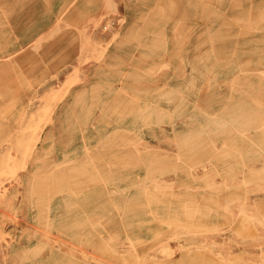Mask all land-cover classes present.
Listing matches in <instances>:
<instances>
[{
	"label": "rangeland",
	"instance_id": "374dc122",
	"mask_svg": "<svg viewBox=\"0 0 264 264\" xmlns=\"http://www.w3.org/2000/svg\"><path fill=\"white\" fill-rule=\"evenodd\" d=\"M237 1L0 0V264H264V244L234 241L239 179L260 182L241 163L264 160V0ZM248 192L264 214V189Z\"/></svg>",
	"mask_w": 264,
	"mask_h": 264
},
{
	"label": "bare ground",
	"instance_id": "6f19581e",
	"mask_svg": "<svg viewBox=\"0 0 264 264\" xmlns=\"http://www.w3.org/2000/svg\"><path fill=\"white\" fill-rule=\"evenodd\" d=\"M47 1H48V0H47ZM176 1H177V0H176ZM178 1H179V0H178ZM207 1H208V0H207ZM234 1H235V0H234ZM109 2H110V1H109ZM157 2H158V1H157ZM187 2H188V1H187ZM187 2H186V3H187ZM195 2H196V1H195ZM195 2H194V3H195ZM232 2H233V1H232ZM237 2H239V0H238ZM159 3H160V2H159ZM176 3H177V2H175V4H176ZM203 3H204V2H203ZM188 4L190 5L189 2H188ZM191 4H192V3H191ZM231 4H232V3H231ZM231 4H230V5H231ZM235 4H236V2H235ZM237 4H240V5H241V2H240V3H237ZM159 5H160V4H159ZM178 5H179V4H178ZM232 5H233V4H232ZM232 5H231V7H232ZM114 6H115V5H114ZM135 6H136V5H135ZM156 6H157V4H156ZM237 6H238V5H235V6H233V7H237ZM194 7H195V6H194ZM152 8H153V7H152ZM165 8H166V7H165ZM177 8L180 9L179 7H177ZM177 8H176V9H177ZM205 8H206V7H205ZM262 8H263V6H262ZM263 9H264V8H263ZM263 9L260 8L259 10H260V11H261V10L263 11ZM157 10H158V9H157ZM166 10H167V9H166ZM248 10H249V9H248ZM248 10L246 9L247 13H248ZM253 10H254V9H253ZM202 11H203V8H202ZM202 11H201V9H200V13H201ZM257 11H258V10H257ZM177 12L179 13L180 11H177ZM181 12L184 14V12H183L182 10H181ZM204 12H205V10H204ZM204 12H203V13H204ZM236 12H237V10H236ZM263 12H264V11H263ZM163 13H165V12H163ZM167 13H168V12H167ZM173 13H174V10H173ZM186 13H187V12H186ZM207 13H208V12H207ZM211 13H214V12H211ZM238 13H239V12H238ZM244 13H245V12H244ZM249 13H250V12H249ZM259 13H260V12H259ZM261 13H262V12H261ZM8 14H9V13H8ZM176 14H177V13H176ZM176 14H175V15H176ZM204 14H205V13H204ZM222 14H223V13H222ZM222 14H221V15H222ZM224 14H225V13H224ZM252 14L254 15V11H253V13H251V15H252ZM257 14H258V13H257ZM169 15H170V14H169ZM216 15H217V14H216ZM216 15H215V16H216ZM218 15H219V14H218ZM245 15H247V14H245ZM258 15H259V14H258ZM141 16H142V15H141ZM159 16H160V15H159ZM180 16H181V15H180ZM200 16H203V15L201 14ZM208 16H209V15H208ZM231 16H232V15H231ZM233 16H234V15H233ZM236 16H237V15H236ZM241 16L243 17V15H241ZM139 17H140V16H139ZM188 17H189V16H188ZM188 17H187V18H188ZM194 17H195V16H194ZM206 17H207V16H206ZM216 17H217V16H216ZM242 17H241V18L238 17V18L242 20ZM255 17H256V15H255ZM142 18H144V17H142ZM145 18H146V17H145ZM147 18H148V17H147ZM154 18H155V17H154ZM168 18H169V17H168ZM183 18H184V17H183ZM185 18H186V17H185ZM207 18H208V17H207ZM238 18H237V19H238ZM259 18H260V17H259ZM259 18H257V19H259ZM261 18H262V17H261ZM263 18H264V16H263ZM140 19H141V17H140ZM188 19H189V18H188ZM200 19H201V18H200ZM223 19L225 20V18H223ZM226 19H227V18H226ZM232 19H234V18H232ZM235 19H236V18H235ZM235 19H234V20H235ZM237 19H236V20H237ZM251 19H253V18H250V20H251ZM135 20H136V19H135ZM137 20H139V19H137ZM141 20H142V19H141ZM143 20H144V19H143ZM206 20H207V19H206ZM221 20H222V19H221ZM227 20H230V19H227ZM245 20H246V19H245ZM259 20H260V19H259ZM259 20H258V21H259ZM122 21H123V20H122ZM133 21H134V20H133ZM146 21H148V20H146ZM150 21H152V18H151ZM225 21H226V20H225ZM247 21H248V20H247ZM247 21H246V22H247ZM261 21H262V20H261ZM186 22H187V21H186ZM210 22H211V21H210ZM213 22H214V21H213ZM221 22H222V21H221ZM226 22H228V21H226ZM237 22H238V20H237ZM252 22H253V21H252ZM141 23H142V22H141ZM150 23H151V22H150ZM183 23H184V21H183ZM204 23H206V22H204ZM229 23H230V21H229ZM232 23H233V22H232ZM239 23H240V21H239ZM244 23H245V22H244ZM244 23H243V24H244ZM255 23H257V22L255 21ZM259 23H260V21H259ZM108 24H109V23H107V25H108ZM131 24H132V22H131ZM131 24H130V25H131ZM134 24H135V23H134ZM154 24H155V23H154ZM185 24H186V23H185ZM187 24H188V23H187ZM226 24H227V23H226ZM251 24H252V23H251ZM142 25H143V24H142ZM144 25H146V24H144ZM147 25H148V24H147ZM149 25H150V24H149ZM227 25H228V24H227ZM241 25H242V24H241ZM247 25H250V24H247ZM68 26H69V25H68ZM140 26H141V25H140ZM158 26H159V25H158ZM245 26H246V25H245ZM257 26H258V25H257ZM131 27H132V25H131ZM135 27H136V26H135ZM135 27H134V28H135ZM186 27H187V25H186ZM216 27H217V26H216ZM221 27H222V26H221ZM254 27H255V26H254ZM254 27H252V28H254ZM76 28H77V27H76ZM140 28H141V27H140ZM188 28H189V26H188ZM208 28H209V26H208ZM229 28H231V27H229ZM136 29H137V28H136ZM182 29H183V28H182ZM186 29H187V28H186ZM163 30H164V29H163ZM209 30H210V29H209ZM224 30H225V29H222V31H224ZM227 30H230V29H227ZM245 30H247V29H245ZM203 31H204V30H203ZM217 31H218V30H217ZM240 31H241V30H240ZM62 32H63V31H62ZM161 32H162V31H161ZM208 32H209V31H208ZM213 32H214V31H213ZM237 32H238V31H237ZM249 32H250V30H249ZM46 33H47V32H46ZM155 33H156V32H155ZM163 33H164V31H163ZM203 33H204V32H203ZM210 33H212V32H209V34H210ZM215 33H216V31H215ZM245 33H246V32H245ZM49 34H50V32H49ZM125 34H126V32H125ZM125 34H124V36H125ZM133 34H134V33H133ZM138 34H139V33H138ZM160 34H161V33H160ZM212 34H213V33H212ZM221 34H222V33H221ZM235 34H236V33H235ZM63 35H64V34H63ZM77 35H78V34H77ZM128 35H129V34H128ZM130 35H132V34L130 33ZM130 35H129V36H130ZM199 35H201V34H199ZM243 35H245V34H243ZM132 36H136V35H132ZM210 36H211V34H210ZM229 36H231V35H229ZM232 36H233V35H232ZM138 37H139V35H138ZM162 37H163V36H162ZM182 37H183V36H182ZM212 37H214V36H212ZM242 37H243V36H242ZM91 38H92V37H91ZM121 38H123V37H121ZM187 38H188V37H187ZM216 38H217V36H216ZM41 39H42V38H41ZM136 39H138V38H136ZM160 39H162V38H160ZM211 39L213 40V38H211ZM44 40H45V39H44ZM124 40H126V39H124ZM124 40H121V41L119 40V41L122 42V41H124ZM127 40H128V39H127ZM92 41L95 42V44L98 43V41L95 39L94 36H93V38H92ZM119 41H116L117 43H116V42H115V43H116V44H119V43H118ZM128 41H129V40H128ZM34 42H35V41H34ZM124 42H126V41H124ZM213 42H214V41H213ZM101 43H102V42H101ZM115 43H114V44H115ZM34 44H35V43H34ZM39 44H40V42H39ZM102 44H104V43H102ZM147 44H148V43H147ZM152 44H153V43H152ZM155 44H156V43H155ZM155 44H154V45H155ZM212 45H213V44H212ZM140 46H141V45H140ZM180 46H181V45H180ZM180 46H179V47H180ZM182 46H183V45H182ZM102 47H103V46H102ZM144 47H145V46H144ZM147 47H148V46H147ZM180 48H181V47H180ZM180 48H179V49H180ZM213 48H215V46H214ZM235 48H236V47H235ZM263 48H264V47H263ZM32 49H33V48H32ZM258 49H259V48H258ZM78 50H79V49H78ZM35 51H36V50H35ZM249 51H250V50H249ZM22 53H23V52H22ZM162 54H163V53H162ZM143 55H144V54H143ZM233 55H234V53H233ZM141 56H142V55H141ZM145 56H146V55H145ZM155 56H156V55H155ZM166 56H167V55H166ZM219 57H220V56H219ZM111 58H112V57H111ZM160 58H161V57H160ZM118 59H119V58H118ZM182 59H183V58H182ZM205 59H206V58H205ZM202 60H203V59H202ZM102 61H103V60H102ZM102 61H100V62L103 63L104 61H103V62H102ZM143 61H144V60H143ZM145 61H146V60H145ZM166 61H167V60H166ZM141 62H142V61H141ZM28 63H29V62H28ZM122 63H123V62H122ZM122 63H121V64H122ZM139 63H140V62H139ZM153 63H154V61H153ZM156 63H157V62H156ZM160 63H161V62H160ZM180 63H181V62H180ZM245 63H246V62H245ZM110 64H111V63H110ZM158 64H159V63H158ZM103 65H105V63H104ZM107 65H108V63H106L105 66H107ZM111 65H112V64H111ZM114 65H116V64H114ZM117 65H119V64H117ZM156 65H157V64H156ZM240 65H241V64H240ZM109 66H110V65H109ZM149 66H150V65H149ZM179 66H180V65H179ZM112 67H114V66H112ZM150 67L154 68L153 66H150ZM150 67H149V68H150ZM167 67H168V66H167ZM176 67H177V66H176ZM255 67H256V66H255ZM110 68H111V67H110ZM134 69H135V68H134ZM178 69H179V68H178ZM191 69H192V68H191ZM204 69H205V68H204ZM115 70H116V69H115ZM117 70H118V69H117ZM117 70H116V71H117ZM145 70H147V69H145ZM175 70H176V69H175ZM239 70H240V69H239ZM148 71H150V70H148ZM152 71H153V70H152ZM113 72H114V71H113ZM42 73H43V72H42ZM79 73H80V72H79ZM93 73H94V72H93ZM131 73H132V72H131ZM133 73H134V72H133ZM137 73H138V72H137ZM253 73H254V72H253ZM135 74H136V73H135ZM144 74H145V73H144ZM129 75H131V74L129 73ZM129 75H128V78H129ZM132 75H133V74H132ZM256 75H257V74H256ZM260 75H261V74H260ZM263 75H264V74H263ZM144 76H145V75H144ZM144 76H142V77H144ZM193 76H194V75H193ZM201 76H202V74H201ZM132 77H133V76H132ZM245 77H246V76H245ZM258 77H259V76H258ZM261 77L263 78L264 76H261ZM21 78H22V77H21ZM139 78H140V77H139ZM248 78H249V77H248ZM113 79H114V78H113ZM168 79H169V78H168ZM191 79H192V78H191ZM209 79H210V78H209ZM209 79H208V80H209ZM260 79H261V78H260ZM166 80H167V79H166ZM261 80H264V79H261ZM86 81H87V80H86ZM233 81H234V80H233ZM243 81H244V80H243ZM243 81H242V82H243ZM190 82H191V81H190ZM236 82H237V83H236L235 86L239 85V81H236ZM242 82H241V83H242ZM249 82H250V81H248V84H249ZM143 83H145V82H143ZM208 83H209V81H208ZM241 83H240V84H241ZM97 84H98V83H97ZM165 84H166V83H165ZM101 85H102V84H101ZM108 85H109V84H108ZM142 85H143V84H142ZM241 85L243 86V84H241ZM246 85H247V84H246ZM251 85H252V84H251ZM263 85H264V84H263ZM92 86H93V85H92ZM109 86H110V85H109ZM135 86H136V85H135ZM138 86H139V84H138ZM163 86H164V85H163ZM163 86H161L160 88H162ZM232 86H233V85H232ZM239 86H240V85H239ZM90 87H91V86H90ZM97 87H98V86H97ZM0 88H1V87H0ZM93 88H94V87H93ZM237 88H239V87H237ZM240 88H242V90H244L243 87H240ZM240 88H239V89H240ZM13 89H14V88H13ZM96 89H97V88H96ZM96 89H95V91H96ZM100 89H101V88H100ZM100 89H99V90H100ZM162 89H163V88H162ZM239 89H238V90H239ZM249 89H250V88H249ZM254 89H255V88H254ZM11 90H12V89H11ZM84 90H86V89H84ZM84 90H83V91H84ZM97 90H98V89H97ZM158 90H159V89H158ZM177 90H178V89H177ZM259 90H260V89H259ZM262 90H263V89H262ZM7 91H8V90H7ZM95 91L93 90V92H95ZM143 91H144V90H143ZM145 91H146V90H145ZM155 91H156V90H155ZM240 91H241V89H240ZM10 92H11V91H10ZM91 92H92V91H91ZM91 92H90V94H91ZM118 92H120V91L118 90ZM17 93H18V92H17ZM95 93H96V92H95ZM163 93H164V94H163ZM163 93H162V95L160 94V95H161L160 97H163V96L166 97L167 94H166L165 92H163ZM239 93L241 94V92H239ZM242 93H243V91H242ZM244 93H245V92H244ZM246 93H247V92H246ZM257 93H258V92H257ZM76 94H77V93H76ZM97 94H98V92H97ZM171 94H172V92H171ZM80 95H82V93L79 94V96H80ZM169 95H170V94H169ZM18 96H19V94H18ZM83 96H84V95H83ZM91 96H94V95H91ZM95 96H96V95H95ZM95 96H94V97H95ZM247 96H248V95H247ZM10 97H11V96H10ZM94 97H93V98H94ZM114 97H115V96H114ZM157 97H158V96H157ZM201 97H202V96H201ZM255 97H257V96H255ZM255 97H254V98H255ZM75 98H77V96H75ZM84 98H85V96H84ZM90 98H91V97H90ZM199 98H200V97H199ZM241 98H242V97H241ZM254 98L251 97V100H253ZM79 99H80V98H79ZM94 99H95V98H94ZM98 99H99V98H98ZM108 99H109V98H108ZM180 99H181V98H180ZM75 100H76V101H74V102H77L78 98L75 99ZM170 100H171V99H170ZM174 100H175V99H174ZM13 101H14V100H13ZM78 101H79V100H78ZM134 101H135V99H134ZM240 101H241V100H240ZM258 101H259V100L256 99V100H254L253 102H258ZM261 101H262V99H261ZM261 101H260V103H259L260 105H261V103H262ZM83 102H84V100H83ZM83 102H82V103H83ZM90 102H93V101H90ZM107 102H108V101H107ZM136 102H137V101H136ZM179 102H180V101H179ZM186 103H187V102H186ZM243 103H244V102H243ZM247 103H248V102H247ZM187 104H188V103H187ZM206 104H207V103H206ZM237 104H238V102H237ZM239 104H240V103H239ZM245 104H246V103H245ZM245 104H244V105H245ZM262 104H263V103H262ZM88 105H89V104H88ZM92 105H93V103H92L90 106H92ZM120 105H122V104H120ZM124 105H125V104H124ZM124 105H123V106H124ZM135 105H136V104H135ZM229 105H230V104H229ZM233 105H234V104H233ZM235 105H236V103H235ZM235 105H234V106H235ZM248 105H249V104H247V106H248ZM74 106H75V105H74ZM74 106H73V107H74ZM97 106H98V105H97ZM131 106H132V105H131ZM160 106H161V105H160ZM207 106H208V105H207ZM226 106H227V105H226ZM230 106H231V105H230ZM230 106H229V107H230ZM247 106H246V107H247ZM251 106H252V105H251ZM82 107H83V106H82ZM205 107H206V106H205ZM205 107H204V108H205ZM224 107H225V106H224ZM239 107H241V106H239ZM249 107H250V106H249ZM256 107H257V106H256ZM125 108H126V107H125ZM125 108H124L123 110H125ZM144 108H145V107H144ZM174 108H175V107H174ZM191 108H192V107H191ZM194 108H195V107H194ZM236 108H238V107L236 106ZM87 109L89 110V108H87ZM99 109H100V108H99ZM205 109H206V108H205ZM227 109H229V108L226 107V110H227ZM230 109H231V108H230ZM232 109L234 110V107H233ZM239 109H240V108H239ZM242 109L244 110V109H245V106H244V108H242ZM242 109H240V110H242ZM248 109H249V108H248ZM260 109H261V108H260ZM260 109H259V110H260ZM73 110H75V109H73ZM80 110H81V109H80ZM235 110H236V109H235ZM237 110H238V109H237ZM240 110H238V111H239V112H242V111H240ZM252 110L254 111L253 107L250 108V111H252ZM259 110H258V113H259ZM103 111H104V109H103ZM164 111H166V110H164ZM173 111H174V110H173ZM247 111H249V110H247ZM123 112H124V111H123ZM146 112H147V111H146ZM223 112H224V111H223ZM239 112H238V113H239ZM244 112H246V111H244ZM244 112H243V113H244ZM255 112H257V111H255ZM261 112H262V111H261ZM86 113H87V112H86ZM120 113L122 114V112H120ZM125 113H126V112H125ZM149 113H150V112H149ZM87 114H88V113H87ZM158 114H159V113H158ZM222 114H223V113H222ZM222 114H220V115H222ZM228 114H230V113H228ZM228 114H227V115H228ZM232 114H233V117H236V113H235V112L232 113ZM234 114H235V115H234ZM239 114H240V113H239ZM239 114H238V116H237L238 118H237V117L234 118L235 120H233V122H234V121L237 122V120L240 119V118H239ZM245 114H246V113H244V115H243V114H240V115H241V118H242V117H247V118H248V117L250 116V114H249V116H248V115L246 116ZM247 114H248V112H247ZM252 114H253V112L251 113V116H253L255 113H254L253 115H252ZM262 114H263V113H262ZM262 114L259 113L258 116H259V115H262ZM172 115H173V114H172ZM256 115H257V113H256ZM256 115H254V116H256ZM67 116H68V115H67ZM121 117H122V116H121ZM157 117H158V116H157ZM233 117H232V118L230 117V120L233 119ZM256 117H257V116H256ZM261 117H262V116H260V118H261ZM31 118H32V117H31ZM80 118H81V117H80ZM86 118H87V116L85 117V119H86ZM142 118H143V116H142ZM214 118H215V117H214ZM247 118H246V119H245V118H242V119H245L244 121H245L246 123H245L244 121H243V122L240 121L242 124L244 123L243 126L246 124V126L251 127V126H253V124L256 123V120L254 119V120H255V123L253 122V124L251 123L252 125H251V124L247 125V123H249L250 120H251V119H250V120H248V122H247V121H246ZM263 118H264V116H263ZM263 118H262V120H264ZM236 119H237V120H236ZM248 119H249V118H248ZM258 119H259V118H258ZM156 120H157V119H156ZM260 120H261V119H259V121H257V122H260ZM262 120H261V121H262ZM213 121H214V120H213ZM143 122H144V121H143ZM233 122H232V125H233ZM238 122H239V121H238ZM221 123H222V122H220V125L222 126V124H223L224 122H223L222 124H221ZM107 124H108V123H107ZM134 124H135V123H134ZM136 124H137V123H136ZM213 124H214V123H213ZM216 124L219 125V122H216ZM224 124H225V123H224ZM242 124H241V125H242ZM257 124H258V123H256V125H257ZM259 124H260V123H259ZM74 125H75V124H74ZM138 125H139V124H138ZM206 125H207V124H206ZM237 125H238V124H237ZM250 125H251V126H250ZM67 126H68V125H67ZM228 126H229V125H228ZM233 126L235 127V125H233ZM257 126H258V125H257ZM76 127H77V126H76ZM201 127H202V126H201ZM204 127H205V126H204ZM209 127H210V126H208V129H209ZM236 127H237V126H236ZM253 127H254V126H253ZM69 128H70V127H69ZM224 128H225V127H224ZM227 128H228V127H227ZM238 128H242V129H243V127H241L240 124L238 125ZM238 128H237V129H238ZM75 129H76V128H75ZM123 129H124V128H123ZM125 129H126V128H125ZM125 129H124V130H125ZM199 129H200V128H199ZM218 129H219V128H218ZM218 129H217V130H218ZM237 129H236V130H237ZM84 130H85V129H84ZM124 130H121L122 133H123ZM202 130H203V129L201 128L200 131H202ZM231 130H232V129H231ZM238 130H239V129H238ZM119 131H120V129L118 130V133H119ZM126 131L129 132L128 129H126ZM198 131H199V130L197 129L196 132L199 133ZM241 131H242V130H241ZM243 131H244V130H243ZM110 132H111V131H110ZM113 132H114V130H113ZM128 132H127V133H128ZM187 132L190 133L189 131H187ZM202 132H203V131H202ZM223 132H225V131H223ZM233 132H234V131H233ZM111 133H112V132H111ZM140 133H141V131H140ZM192 133H193V132H192ZM197 133H196V136H195V133H194V138L197 137ZM205 133H206V132H205ZM220 133H221V132H220ZM229 133H230V132H229ZM240 133H241V132H240ZM260 133H261V132H260ZM81 134H82V133H81ZM107 134H108V133H107ZM131 134H132V133H131ZM174 134H175V133H174ZM241 134H242V133H241ZM102 135H103V134H102ZM108 135H110V134H108ZM108 135H107V136H108ZM124 135H125V134H124ZM183 135H184V134H183ZM187 135H188V134L186 133V136H187ZM199 135H201V134H199ZM199 135H198V136H199ZM112 136H113V134L111 135V137H112ZM129 136H131V135H128L127 138H130ZM192 136H193V135H191V137H189V139H191ZM117 137H118V136H117ZM121 137H122V136H121ZM183 137H184V136H183ZM183 137H181V138L177 137V138H179V139L182 140ZM122 138H123V137H122ZM131 138H132V137H131ZM45 139H46V138H45ZM106 139H107V137H106ZM112 139H113V137H112ZM179 139H178V141H179ZM198 139H199V138H198ZM201 139H202V138H201ZM204 139H205V138H204ZM120 140H121V139H120ZM202 140H203V139H202ZM70 141H71V140H70ZM100 141H101V140H100ZM184 141H186V143H184ZM184 141H183V143H184L185 145L187 144V142H189V141H187V139L184 140ZM191 141H192V139H191ZM191 141L189 142L190 145H191ZM197 141H198V140H197ZM199 141H200V140H199ZM247 141H248V140H247ZM98 142H99V141H98ZM98 142H96V144H98ZM195 142H196V141L194 140L192 143L195 144ZM201 142H203V141H201ZM201 142H200V143H201ZM241 142H243V141H241ZM99 143H100V142H99ZM131 143H132V142H131ZM176 143H177V142H176ZM200 143H198L199 146H197V147H199V148H200V146H201V147L203 146V145H200ZM205 143H206V142H205ZM208 143H209V142H208ZM243 143H244V142H243ZM178 144H179V143H178ZM202 144H203V143H202ZM185 145H184V146H185ZM192 145H193V144H192ZM206 145H207V144H206ZM206 145H205V147L208 146V145H207V146H206ZM87 146H88V145H86V147H87ZM226 146H227V145H226ZM230 146H231V145H230ZM230 146H228V148H229ZM234 146H235V145H234ZM234 146H232V147H234ZM84 147H85V145H84ZM86 147H85V149H87ZM91 147H92V146H91ZM91 147H90V148H91ZM107 147H108V146H107ZM121 147H122V146H121ZM189 147H190V146H189ZM189 147H188V148H189ZM191 147H192V146H191ZM197 147H196V148H197ZM210 147H211V146L209 145V148H210ZM232 147H231V148H232ZM238 147H239V146H238ZM262 147H263V149H264V146H263V145H262ZM196 148H195V150H196ZM203 148H204V146L202 147V149H203ZM184 149H185V147H184ZM189 149H191V148H189ZM200 149H201V148H200ZM223 149H224V148H223ZM225 149L227 150V148H225ZM225 149H224V150H225ZM244 149H245V148H244ZM244 149H243V150H244ZM260 149H262V148H260ZM263 149H262V150H263ZM181 150L183 151V149H181ZM204 150H205V151H206V150L208 151L207 148H205ZM204 150H203V151H204ZM211 150H214V147H213ZM231 150H232V149H231ZM235 150H236V148H235ZM239 150H240V149H239ZM107 151H108V150H107ZM134 151H135V150H134ZM179 151H180V150H179ZM182 151H181V152H182ZM207 151H206V153L209 152V151H208V152H207ZM227 151L229 152V150H227ZM87 152H90V151L87 149ZM136 152H137V151H136ZM201 152H202V151H201ZM216 152H218V151H216ZM97 153H98V152H97ZM97 153H95V155H97ZM100 153H101V152H100ZM189 153H190V155H191V152H189ZM189 153H188V154H189ZM193 153H194V152H193ZM196 153H197V152H196ZM198 153H199V151H198ZM204 153H205V152H204ZM218 153H219V152H218ZM218 153H217V154H218ZM223 153H225V151H224ZM223 153H222V154H223ZM90 154H92V153H90ZM188 154H187V155H188ZM232 154H233V153H232ZM167 155H168V154H167ZM187 155H186V156H187ZM214 155H215V154H214ZM218 155H221V152H220V154H218ZM260 155H261V154H260ZM89 156L92 157L93 154H92V156H91V155H89ZM188 156H189V155H188ZM192 156H193V154H192ZM215 156H216V155H215ZM94 157H96V156H93V159H94ZM132 157H133V156H132ZM140 157H141V156H140ZM181 157H182V156H181ZM200 157H201V156H198V158H200ZM218 157H219V156H218ZM236 157H237L238 159H239V158L241 159V153H240V156H236ZM236 157H235V159H236ZM244 157H245V156H244ZM155 158H156V157H155ZM194 158H195V157H194ZM221 158H222V157H221ZM98 159H99V158H98ZM133 159H134V158H133ZM157 159H158V158H157ZM164 159H165V158H164ZM168 159H170V158H168ZM188 159H189V158H188ZM262 159H263V158H262ZM90 160H91L92 163H91V162H88V163H91V164L95 163V162H93L92 158H90ZM101 160H102V159H101ZM113 160H114V159H113ZM134 160L136 161V159H134ZM159 160H163V159L159 158ZM159 160H158V161H159ZM177 160H178V159H177ZM192 160H193V159H192ZM217 160L219 161V159H217ZM222 160H223V159H221V161H222ZM233 160H234V158H233ZM9 161H10V160H9ZM68 161H69V160H68ZM114 161H115V160H114ZM138 161H139V160H138ZM166 161H168V160H166ZM170 161H171V160H170ZM172 161H173V159H172ZM228 161H229V160H228ZM234 161H236V160H234ZM117 162H119V161H117ZM120 162H121V160H120ZM120 162H119L118 164H123V163H125V162H123V159H122V163H120ZM131 162H132V161H131ZM133 162H134V161H133ZM133 162H132V164H133ZM142 162H143V161H142ZM192 162H193V161H192ZM236 162H237V161H236ZM83 163H84V162H83ZM88 163H87L86 165H88ZM106 163H107V161H106ZM114 163L117 164L116 162H114ZM127 163H128V162H127ZM134 163H135V162H134ZM136 163H137V162H136ZM153 163H154V162H153ZM153 163H152V164H153ZM194 163H195V162H194ZM228 163H229V162H228ZM240 163H241V162H240ZM240 163H239V164H240ZM91 164H90V165H91ZM103 164H105V163H103ZM107 164H109V163H107ZM125 164H126V163H125ZM128 164H129V163H128ZM160 164H161V162H160ZM164 164H165V163H164ZM164 164H163V165H164ZM175 164H176V163H175ZM216 164H217V163H216ZM216 164H215V165H216ZM239 164H237V166H240ZM241 164H243V165L245 166V169H248L249 171H251V173H254L253 171H257V170L259 169L258 172H259V179H260L259 181H260V182L256 183V186H255V187H250V185H251V184H250L251 181H250V179L247 178L249 175H248V176L246 175V177L242 176V178H240V176L237 175V176H238L237 178H240L239 180H241L240 182L243 183V184H245V185H243V188H244V190H246V192H244V195H241V196H243V197H239V198H242V199H239L238 197H237V198H238V200H240L239 202H244L245 205L247 206V208H245V209H244V212H242V213H245V216H246L245 221H244V222H245V226H246V227L244 228L245 230H243L244 232L240 231L242 234L239 233V235L242 236V238H240V236H239V238H237L238 233H237L236 231H234L233 233L236 232V234H237V236L234 235V237H236V239H234V241L236 240V242H238V243H243L242 245H244L245 250H246V251H247V250H248V251L251 250L252 252H251V251H249V252H250V255H252L251 253L255 254V252H253L252 249H256V248H253L252 246H247V245H245V244H264V228H262V227L264 226V218H262V216H263L264 214H262V212H261L262 209L260 210L259 207L256 205V202H255V201H256V195L252 194L253 192H252V193H249L248 191L251 192V191L257 190V189H259V188H260V189H264V178H261V177L264 176V174H263V176L261 175V172L264 171V160H262V162L260 163V156H259V157L256 158V159L253 158L252 161H247V162L245 161V163L242 162ZM79 165H80V164H79ZM83 165H84V164L80 165L79 167H81V166H83ZM129 165H130V164H129ZM133 165H135V164H133ZM150 165H151V164H150ZM157 165H159V162H158ZM165 165H166V164H165ZM168 165H169V164H168ZM190 165H191V164H190ZM75 166L77 167V165H75ZM102 166H103V165H102ZM102 166H101V167H102ZM108 166H109V165H108ZM153 166H154V165H153ZM171 166H172V165H171ZM174 166H176V165L173 164V167H174ZM79 167H77V168H79ZM86 167H87V166L83 167V168L85 169V171H86V169H88V168H86ZM94 167H97V166H95V164H94ZM94 167H91V170H95V169H97V168L94 169ZM98 167H100V166H98ZM155 167H156V165H155ZM187 167H188V166H187ZM187 167H186V168H187ZM83 168H81V170H83ZM156 168H157V167H156ZM159 168H160V167H159ZM184 168H185V167H184ZM186 168H185V169H186ZM188 168L190 169L191 167L189 166ZM216 168H217V167H216ZM230 168H231V166H230ZM154 169H155V168H154ZM165 169H166V168H165ZM245 169H244V170H245ZM75 170H76V169H75ZM77 170H78V169H77ZM79 170H80V169H79ZM97 170H98V169H97ZM102 170H103V169H102ZM102 170H101V171H102ZM107 170H108V169H107ZM173 170H174V169H173ZM173 170H172V171H173ZM186 170H187V169H186ZM229 170H231V169H229ZM238 170H239V169H238ZM85 171L83 170L84 173H85ZM103 171H104V170H103ZM108 171H109V170H108ZM149 171H151V170H149ZM231 171L233 172L234 170H231ZM81 172H82V171H80V173H81ZM83 172H82V174H83ZM94 172H97V171L95 170ZM151 172H152V171H151ZM237 172H238V171H237ZM88 173H90V172H89V169H88ZM100 173H101V172H100ZM102 173H103V172H102ZM114 173H115V172H114ZM174 173H175V172H174ZM207 173H208V172H206V174H207ZM251 173H250V174H251ZM262 173H263V172H262ZM82 174H81V175H82ZM90 174L93 175L94 173L91 172ZM148 174H150V173H148ZM152 174H153V173H152ZM188 174L190 175V172H188ZM241 174H242V172H241ZM77 175H78V174H77ZM83 175H85V174H83ZM83 175H82V176H83ZM92 175H91L90 177H93ZM96 175L98 176V175H100V174L98 173V174H96ZM202 175H203V174H202ZM202 175H201V176H202ZM242 175H243V174H242ZM82 176H81V177H82ZM86 176H87L86 178H88V175H87V174H86ZM94 176H95V175H94ZM127 176H128V175H127ZM198 176H199V175H198ZM78 177H79V176H78ZM95 177H96V176H95ZM102 177H103V174H102V176L100 177L101 180H99L98 178H97V179H93L94 177L92 178L93 180H92L91 178L88 179V180H92L91 182H93L94 180L102 181V180H103ZM125 177H126V176H125ZM199 177H200V176H199ZM105 178H106V177H105ZM105 178H104L102 184L100 183V185H103V183H104V181H105ZM108 178H109V177H107L106 179L108 180ZM117 178H118V177H117ZM229 178H230V177H229ZM79 179H80V178H79ZM144 180H145V179H144ZM230 180H232V179H230ZM98 181H96V182H98ZM141 181H142V179H141ZM227 181H229V180H227ZM79 182H80V181H79ZM83 182H84V181H83ZM89 182H90V181H89ZM138 182H139V181H138ZM230 182H232V181H230ZM86 183H87V182H86ZM237 183H238V180H237ZM87 184H88V183H87ZM149 184H150V183H149ZM154 184H156V182H154ZM154 184H153V186H154ZM104 185H105V183H104ZM158 185H159V184H158ZM222 185H224L223 182H222ZM230 185H231V183H230ZM233 185H236V183L234 182ZM171 186H172V185H171ZM88 187H89V186H87V188H88ZM166 187H167V185H166ZM189 187H190V186H189ZM152 188H153V187H152ZM194 188H195V187H194ZM4 189H5V188H4ZM70 189H71V188H70ZM124 189H125V188H124ZM124 189L122 188V191H123ZM160 189H162V188H160ZM164 189H165V187H164ZM191 189H192V188H191ZM238 189H240V188H238ZM119 190H121V189H119ZM173 190H174V189H173ZM173 190H171V193H172ZM244 190H242V191H244ZM147 191H148V194H149L150 189H148ZM196 191H197V190H196ZM115 192H116V191H115ZM175 192H176V191H175ZM187 192H188V191H187ZM144 193L147 194L146 192H144ZM0 194H1V193H0ZM3 194H5V193H2V195H3ZM74 194H75V193H74ZM74 194H72V195H74ZM111 194H112V193H111ZM168 194H169V193H168ZM227 194H231V195H232L233 193H227ZM161 195H162V194H161ZM169 195H170V194H169ZM172 195H173V194H172ZM172 195H171V196H172ZM174 195H175V193H174ZM174 195H173V196H174ZM224 195H225V194H224ZM224 195H223V196H224ZM231 195H229V197H231ZM155 196H156V194H155ZM173 196H172V197H173ZM190 196H191V195H190ZM190 196H189V197H190ZM226 196H227V195H226ZM183 197H185V196H183ZM186 197H187V196H186ZM261 197H263V196H260L259 199H261ZM148 198H149V197H148ZM204 198H205V197H204ZM234 198H236V197H234ZM129 199H131V198H129ZM227 199H228V196H227ZM109 200H111V199L109 198L108 200H106L107 203H108ZM163 200H164V199H163ZM229 200H232V198L229 199ZM241 200H242V201H241ZM140 201H141V200H140ZM147 202H148V199H147ZM184 202H185V201H184ZM235 202H238L237 199L235 200ZM188 203H189V201H188ZM119 204H120V203H119ZM138 204H139V203H136L135 205H138ZM141 204H143V203H141ZM145 204H146V203H145ZM148 204H149V203H148ZM103 205H104V204H103ZM115 205H116V204H115ZM139 205H140V204H139ZM192 205H193V204H192ZM100 206H102V205H100ZM100 206H99V207H100ZM125 206H126V204H125ZM129 206H130V205H129ZM194 206H195V205H194ZM234 206H235V205H234ZM184 207H185V206H184ZM186 208H187V207H186ZM186 208H185V210H186ZM188 208H189V207H188ZM117 209H118V208H117ZM117 209H116V211H117ZM170 209H171V208H170ZM118 210H119V209H118ZM185 210H184V212H185ZM190 210H191V209H190ZM238 210H239V209H238ZM259 210H260V212H259ZM167 211H168V210H167ZM242 211H243V209H242ZM194 212H195V211H194ZM263 212H264V210H263ZM110 213H111V212H110ZM238 213H239V212H238ZM260 213H261V214H260ZM235 214H237L236 211H235ZM94 215H95V217H97L99 214H98V215L94 214ZM111 215H112V214H111ZM231 215H232V214H231ZM237 215H239V214H237ZM260 215H261V217H260ZM199 216H200V215H199ZM93 217H94V216H93ZM93 217H92V218H93ZM95 217H94V219H95ZM109 217H111V216H109ZM109 217H108V218L106 217L107 220L109 219ZM119 217H120V220H121V216H119ZM90 218H91V217H90ZM90 218H87V220L89 219V221H90ZM194 218H195V217H194ZM213 218H214V217H213ZM195 219H196V218H195ZM234 219H235V218H234ZM92 220H93V219H92ZM92 220H91V222H92ZM101 220H102V219H101ZM235 220H236V219H235ZM235 220H234V221H235ZM99 221H100V220H99ZM206 221H207V220H206ZM228 221H229V220H228ZM103 222H106V221L104 220ZM121 222H122V220H121ZM115 223H116V222H115ZM231 223H232V222H231ZM235 223H237V222H235ZM240 223H241V222H240ZM105 224H106V223H104V226H105ZM116 224H117V223H116ZM204 224H205V222H204ZM98 225H99V224H98ZM119 225H120V223H119ZM205 225H207V224H205ZM205 225H203L204 228H205ZM239 225H240V224H239ZM195 226H197V225L195 224ZM199 226L201 227L202 225H199ZM199 226H197L196 229H198ZM208 227H209V225H207V230L209 229ZM228 227H229V226H228ZM242 227H244V226H242ZM201 228H202V227H201ZM201 228H200L201 231H200V230L197 231V230L195 229V230H196V231H195L196 233L193 232V233L196 235V237H197V235H198L197 232H199V234H200V233H204V232H202V231H203V230H202L203 228H202V229H201ZM222 228H223V227H222ZM211 229H212V228H211ZM226 229H227V228H226ZM205 230H206V229H205ZM209 230H210V229H209ZM222 230H223V229H222ZM227 230H228V229H227ZM232 230H233V229H232ZM232 230H231V231H232ZM239 230H240V229H239ZM239 230H237V231H239ZM211 231H212V230H211ZM211 231H208L209 233H208V232H207V233H208V234H211V233H210ZM231 231H230V232H231ZM110 233H112V232H110ZM184 233H185V232H184ZM113 234H116V233H113ZM113 234H112V235H113ZM0 235H1V234H0ZM109 235H110V234H109ZM1 236H2V235H1ZM203 236H204V235H203ZM203 236H202V237H203ZM205 236H208V235H205ZM205 236H204V238H205ZM209 236H210V235H209ZM209 236H208V237H209ZM128 238H129V237H128ZM185 238H186V237H185ZM139 239H140V238H139ZM178 239H179V238H178ZM193 239H194V237H192V239H189V240L191 241V240H193ZM196 239H197V238H196ZM194 240H195V239H194ZM194 240H193V241H194ZM201 240H202V239H201ZM201 240H200V241H201ZM206 240H208V238H207ZM103 241H104V240H103ZM129 241H131L130 238H129ZM190 241H188V242H190ZM198 241H199V240H198ZM204 241H205V239H204ZM184 242H185V241H184ZM229 242H231V241H229ZM181 243H182V242H181ZM198 243H199V242H198ZM100 244H101V243H100ZM102 244H103V243H102ZM107 245H108V244H107ZM132 245H133V244H132ZM73 246H74V245H73ZM75 246H77V247H79V248L81 247V246H78V245H75ZM231 246H232V245H231ZM231 246H229V247H231ZM109 247H111V246H109ZM133 247H134V246H133ZM232 247H233V246H232ZM38 248H39V247H38ZM56 248H57V247H56ZM244 248H243V249H244ZM58 249H59V248H58ZM83 249H84V248H83ZM83 249H82V250H83ZM90 249H91V248H90ZM95 249H96V248H95ZM133 249H135V248H133ZM143 249H144V248H143ZM230 249H231V248H230ZM233 249H234V248H233ZM233 249H232V250H233ZM259 249H263V250H264L263 247H261V248H259ZM75 250H76V249H75ZM101 250H102V249H101ZM109 250H110V249H109ZM245 250H242V249H241V251H244V252H245ZM26 251H27V250H26ZM87 251H88V250H87ZM97 251H98V250H97ZM102 251H103V250H102ZM104 251H106L105 248H104ZM104 251H103V252H104ZM107 251H108V250H107ZM133 251H134V250H133ZM133 251H131V252H133ZM136 251H137V250H136ZM139 251H140V250H139ZM164 251H165V250H164ZM234 251H235V250H234ZM239 251H240V249H239ZM80 252H82V251H80ZM103 252H102V253H103ZM134 252H135V251H134ZM244 252L240 254V252H238V251L236 250L234 253H236V255L239 257L240 255H243ZM249 252H248V253H249ZM32 253H33V252H32ZM89 253H92V252L90 251V252H88V254H89ZM93 253H95V252H93ZM238 253H239V255H238ZM257 253H258V252H257ZM126 254H127V252H126ZM135 254L137 255L138 253H135ZM20 255H21V254H20ZM85 255H87V254H85ZM91 255H92V254H91ZM109 255H110V254H109ZM221 255H222V254H221ZM28 256H29V255H28ZM34 256H35V255H34ZM48 256H49V255H48ZM50 256H51V255H50ZM82 256H83V255H82ZM115 256H116V255H115ZM261 256H262V255H261ZM30 257H31V256H30ZM45 257H46V256H45ZM83 257H84V256H83ZM97 257H98V255H97ZM108 257H109V256H108ZM111 257H112V256H111ZM121 257H123V256H121ZM135 257H136V256H135ZM31 258H32V257H31ZM92 258H93V257H92ZM99 258H100V256H99ZM109 258H110V257H109ZM109 258H108V259H109ZM86 259H87V258H86ZM90 259H91V257H90ZM95 259H96V258H95ZM95 259H94V260H95ZM21 260H22V258H21ZM97 260H98V259H97ZM109 260H110V259H109ZM138 260H139V259H138ZM126 261H127V260H126ZM68 262H69V261H68ZM93 262H94V261H93ZM97 262H99V261H97ZM102 262H103V261H102ZM110 262H111V261H110ZM135 262L138 263L137 261H135ZM142 262H143V261H142ZM123 263H124V262H123ZM123 263H121V264H123ZM95 264H96V263H95ZM115 264H116V263H115ZM130 264H131V263H130Z\"/></svg>",
	"mask_w": 264,
	"mask_h": 264
}]
</instances>
